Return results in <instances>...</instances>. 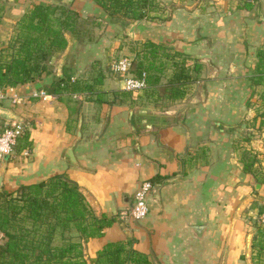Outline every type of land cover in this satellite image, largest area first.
<instances>
[{
    "label": "crops",
    "instance_id": "0c3cea01",
    "mask_svg": "<svg viewBox=\"0 0 264 264\" xmlns=\"http://www.w3.org/2000/svg\"><path fill=\"white\" fill-rule=\"evenodd\" d=\"M37 1L0 0V47ZM69 7L93 28L99 19L106 25L97 33L83 27L78 39L65 33L46 73L4 88L0 121H19L26 139L19 136L0 159V187L67 173L95 213L114 216L101 235L82 239L84 257L132 236L149 264H249L253 221L264 203V0L171 3L166 13L133 20L132 35L119 21L112 29L93 0H70ZM125 34L180 51L186 66L199 61L197 77L175 98L160 95L166 80L159 77L139 91L123 89L108 64L115 53H130ZM59 64L58 77L92 87L49 93L42 83L57 78ZM38 89L49 96L32 95ZM142 178L152 183L147 211L133 219L125 212Z\"/></svg>",
    "mask_w": 264,
    "mask_h": 264
},
{
    "label": "trees",
    "instance_id": "16d2710c",
    "mask_svg": "<svg viewBox=\"0 0 264 264\" xmlns=\"http://www.w3.org/2000/svg\"><path fill=\"white\" fill-rule=\"evenodd\" d=\"M93 1L120 23L152 18L154 15L150 12L159 8L153 0ZM69 2L39 0L18 16L5 46L0 47L2 89L34 81L41 72L46 73L49 55L66 45L65 33L78 39L81 28L74 23L76 12L69 7ZM166 17L160 18L164 20ZM161 43L147 38L143 46L148 51L145 50L135 62L132 58L130 70L136 75L145 71L147 82L157 81L158 76L149 72L152 59H146V53L156 56L158 48L165 49ZM172 52V55L181 54L178 50ZM184 57L172 61V76L157 86L160 95L179 97L184 93L183 84L197 77L199 61L194 60L186 66ZM42 87L60 96L63 91L70 94L92 85L61 76L42 83ZM117 91L120 90L113 92ZM20 136L21 140L26 139V133ZM243 168L247 169L246 163ZM263 206L264 203L259 207V213ZM113 220L112 215L95 213L77 182L65 172L30 183H19L12 190L0 187V264H149L146 254L132 247V236L126 240H109L94 256L84 257L82 239L101 235L103 227ZM253 226L249 264H264V224L259 222L258 216ZM72 230L77 234L71 235L69 232ZM53 235H61L59 242L52 243ZM243 256L241 253L240 258Z\"/></svg>",
    "mask_w": 264,
    "mask_h": 264
},
{
    "label": "built area",
    "instance_id": "2783aa9c",
    "mask_svg": "<svg viewBox=\"0 0 264 264\" xmlns=\"http://www.w3.org/2000/svg\"><path fill=\"white\" fill-rule=\"evenodd\" d=\"M132 58L128 55H120L112 58L108 68L112 73L118 74L122 79V87L125 90L135 92L146 87V72L141 71L140 75L134 74L130 70ZM75 95V93H73ZM32 95L46 97L49 96L43 89L32 92ZM5 96L4 89L0 86V101ZM22 132V125L16 120L0 121V159L7 157L13 150L17 138ZM152 187V183L147 178H142L136 184L132 193L131 203L129 204L126 214L130 218H142L147 211L146 196ZM259 222L264 224V208L258 215Z\"/></svg>",
    "mask_w": 264,
    "mask_h": 264
},
{
    "label": "rangeland",
    "instance_id": "374dc122",
    "mask_svg": "<svg viewBox=\"0 0 264 264\" xmlns=\"http://www.w3.org/2000/svg\"><path fill=\"white\" fill-rule=\"evenodd\" d=\"M59 1H64L67 2V0H51L50 2H54V3H58ZM156 2V4L158 5L159 8H157V11H161L166 13L169 6L171 5V3H177L183 6V0H153ZM166 11V12H165ZM74 23L80 27V28H90L92 32L97 33L98 29H100L102 26L106 25L107 20L106 19H99V20H95L98 21L99 23V27L98 29L96 27H92L93 26V20H88L87 18H85V14L83 15H79L76 14L73 17ZM116 20L113 18H110L108 22H110V26H113L112 29L115 30V22ZM109 24V23H107ZM124 27V25H123ZM118 32H121V30H118ZM122 33V32H121ZM128 35H132V34H128ZM128 35H124V37H122L123 39V46L126 48L125 51L126 53L129 51L130 53L128 54H124V55H128L131 58H133V61L135 62L138 56H141L142 54H144V51L147 50L146 47H144L143 45L140 44V42H135L134 40L129 39L128 40ZM126 37V38H125ZM131 37V36H130ZM148 51V50H147ZM173 52H171V50L169 49H164V48H158L157 52H156V56H151L149 55V53H146V59H152V66H150V71L153 73V75H158L159 78L162 79V81H167L170 77V73H171V63L174 60H182L183 59V54L180 55H176V58L174 57L175 55H172ZM118 53H115L113 58L118 57ZM264 208V206H263ZM262 208V209H263ZM61 239V235H53L52 238V243H57L59 242V240ZM0 241H1V235H0Z\"/></svg>",
    "mask_w": 264,
    "mask_h": 264
},
{
    "label": "water",
    "instance_id": "95a60500",
    "mask_svg": "<svg viewBox=\"0 0 264 264\" xmlns=\"http://www.w3.org/2000/svg\"><path fill=\"white\" fill-rule=\"evenodd\" d=\"M135 25V21H129L127 23L124 24V28H125V32L128 33V34H131L132 31H133V27ZM61 75V64H59L57 66V72H56V76H60ZM1 101H0V111L3 112V113H6L5 110L1 107ZM80 117H78V121H77V125L79 126L80 124ZM76 134L79 135V129L76 130ZM68 154L70 155L71 154V149L68 150ZM4 168V164L1 165L0 167V183H1V173H2V170Z\"/></svg>",
    "mask_w": 264,
    "mask_h": 264
}]
</instances>
